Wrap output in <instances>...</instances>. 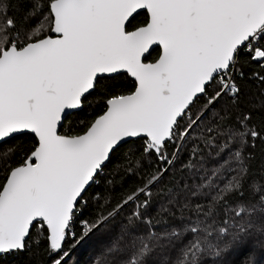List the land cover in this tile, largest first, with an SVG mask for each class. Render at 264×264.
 Masks as SVG:
<instances>
[{"label": "snow or ice", "instance_id": "6c2138e0", "mask_svg": "<svg viewBox=\"0 0 264 264\" xmlns=\"http://www.w3.org/2000/svg\"><path fill=\"white\" fill-rule=\"evenodd\" d=\"M0 264H264V0H0Z\"/></svg>", "mask_w": 264, "mask_h": 264}, {"label": "trees", "instance_id": "16d2710c", "mask_svg": "<svg viewBox=\"0 0 264 264\" xmlns=\"http://www.w3.org/2000/svg\"><path fill=\"white\" fill-rule=\"evenodd\" d=\"M85 254H86L85 251H82V252L78 253V255L80 256L81 259H83V257H84Z\"/></svg>", "mask_w": 264, "mask_h": 264}]
</instances>
